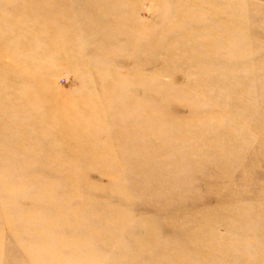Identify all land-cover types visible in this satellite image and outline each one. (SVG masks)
Segmentation results:
<instances>
[{"label":"rangeland","instance_id":"374dc122","mask_svg":"<svg viewBox=\"0 0 264 264\" xmlns=\"http://www.w3.org/2000/svg\"><path fill=\"white\" fill-rule=\"evenodd\" d=\"M0 264H264V0H0Z\"/></svg>","mask_w":264,"mask_h":264},{"label":"bare ground","instance_id":"6f19581e","mask_svg":"<svg viewBox=\"0 0 264 264\" xmlns=\"http://www.w3.org/2000/svg\"><path fill=\"white\" fill-rule=\"evenodd\" d=\"M30 97H31V95H30ZM61 105H62V103H61ZM68 125H70V124H68Z\"/></svg>","mask_w":264,"mask_h":264}]
</instances>
